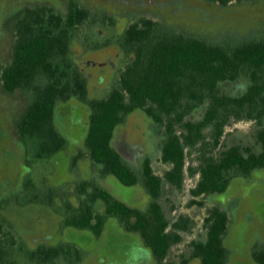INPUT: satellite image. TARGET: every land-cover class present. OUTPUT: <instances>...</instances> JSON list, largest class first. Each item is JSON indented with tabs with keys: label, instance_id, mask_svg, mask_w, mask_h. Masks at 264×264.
Returning <instances> with one entry per match:
<instances>
[{
	"label": "trees",
	"instance_id": "obj_1",
	"mask_svg": "<svg viewBox=\"0 0 264 264\" xmlns=\"http://www.w3.org/2000/svg\"><path fill=\"white\" fill-rule=\"evenodd\" d=\"M205 1L226 8L248 0ZM92 17V10L77 1L70 2L65 12L49 4L28 6L14 25L12 57L1 68L2 87L8 93L31 92L17 126L21 137L35 139L39 158L50 157L66 144L55 122L57 104L72 98L88 102L85 145L90 158L103 175H114L126 186L143 184L150 202L139 208L107 189L86 188L85 200L67 219L68 225L101 235L107 219L118 218L127 230L141 236L157 264H177L167 258L171 247L183 240V232L191 230L192 218L170 220L162 195L167 185L182 188L188 155L199 156L197 168L187 167L191 174L198 170L200 175L191 189V205L203 206L197 197L224 192L235 175L264 167V39L236 45L214 43L161 21L158 30L149 21V27L125 34L133 58L117 84L106 96L89 98L87 78L70 62L69 54L73 30ZM243 76L248 80L244 92L224 93L223 83ZM199 108H203L199 118H188ZM140 110L163 130L161 160L170 168L162 176L155 173L150 159L137 172L112 144L116 128ZM243 118L257 122L256 147L235 144L214 154L211 149L220 147L227 124ZM229 222L225 208H209L205 238L191 241V256L201 264H228ZM4 226L0 222V264H17L16 234ZM28 255L36 264H65L62 260L76 262L80 252L68 244L40 247ZM255 257L264 264V251H257Z\"/></svg>",
	"mask_w": 264,
	"mask_h": 264
},
{
	"label": "rangeland",
	"instance_id": "obj_2",
	"mask_svg": "<svg viewBox=\"0 0 264 264\" xmlns=\"http://www.w3.org/2000/svg\"><path fill=\"white\" fill-rule=\"evenodd\" d=\"M72 1L93 11L88 23L73 30L69 54L70 62L87 78L89 98L104 97L109 91L101 95L85 73L100 79L99 73L110 70L103 62L119 51L125 54L127 62L131 54L124 41V20L103 10L110 5L120 7L115 0H0V220L4 218V230L10 228L16 234L17 264H36L28 252L46 244H69L78 248L77 263L62 260L65 264H157L142 239L128 232L118 218L107 219L99 237L68 225L67 219L72 218L85 200L82 196L86 188L107 189L139 208H145L150 202L143 184L126 186L114 175H103L90 158L83 144L89 120L88 102L72 98L57 104L55 122L68 141L57 153L39 158L35 139L21 137L17 126L19 116L31 101V92L8 93L2 87L1 68L12 57L14 25L26 8L49 4L65 12ZM185 1L190 8L188 12L182 11L183 5H176L174 0H160L167 9L174 10L173 16L160 17V21L165 25L174 23L176 30L214 43L236 45L264 39V0H248L226 8L205 0ZM247 86L248 80L243 76L223 83L221 88L226 94L239 95ZM202 112L203 108H199L188 118L197 119ZM257 128L255 120H231L225 127L220 147L212 148V152L217 154L222 148L235 144L256 147ZM162 131L145 112L135 111L116 128L112 144L137 172L150 159L155 173L162 176L170 168L161 160ZM198 157V154L188 155L181 189L164 187L162 203L169 219L187 216L193 223L189 232H183V240L171 247L168 261L201 264L199 258L191 256L190 243L205 238L208 209L218 205L227 210L230 218L225 237L228 264H258L255 254L264 251V167L250 174L235 175L224 192L197 197L203 201V206L191 205V189L200 175L198 170L191 174L187 167L197 168ZM103 206L99 203L100 208Z\"/></svg>",
	"mask_w": 264,
	"mask_h": 264
},
{
	"label": "flooded vegetation",
	"instance_id": "obj_3",
	"mask_svg": "<svg viewBox=\"0 0 264 264\" xmlns=\"http://www.w3.org/2000/svg\"><path fill=\"white\" fill-rule=\"evenodd\" d=\"M115 1L120 3L119 4L120 7L116 8V7L111 6L109 4L110 7L103 9V10L109 11L110 14L112 13L111 15L113 17H115L116 19H123L124 20V24H123V27H124L123 35H124V37H125V34L129 31L139 30L142 28L144 29L146 27H149L148 24H146V23H149V21L154 23L152 25L154 28L160 30V17H162L164 19L165 16L171 17L174 14V10H171L172 8H170V10L167 9V7L164 6L160 2V0H115ZM186 2L187 1H185V0H183V1L174 0V3L176 5H181V4L183 5L181 7V10L184 12L187 10H190V8H189V6H187ZM97 9H102V8L97 7ZM164 12H166V13H164ZM92 13H93V11H92ZM166 24H167V26H169L171 28H174V29L177 28V25L174 23L166 22ZM130 58H133L132 54H130L128 61ZM128 61L125 62V54H123L122 52L119 51L118 55H116L115 57L111 56L110 60H106L105 62H103L106 65V67L109 68L110 70H107L109 72L106 71V73H99V74H101L99 76L100 79H98L97 77H94L91 74L85 73V75L88 76L92 81H94V86H96L97 89L101 91V93H102L101 95H103L104 92H106L107 90L110 92L113 89V87L117 84L120 72L126 67V65L128 64ZM95 63H98V62L96 61ZM78 65L80 68H82L80 63ZM86 106L88 107V114H89L90 107H89V105H86ZM88 118H89V116H88ZM57 128L59 129L58 126H57ZM85 137H86V134H85ZM65 139L67 142L68 138L66 136H65ZM85 141H86V139L84 138L83 144H85ZM121 200H123V199H121ZM3 219L4 218H2V220H0V222H3ZM105 227H106V225H105ZM103 231H104V229H103ZM127 231L130 233H133L129 230H127ZM91 233H93V232H91ZM134 234H136L137 236H139L141 238V236L138 233H134ZM93 235L95 237H97V236L99 237L102 234L96 235L95 233H93ZM44 246H50V245L46 244V245H43L40 247H44ZM40 247L36 246V247H33V249L36 250Z\"/></svg>",
	"mask_w": 264,
	"mask_h": 264
},
{
	"label": "built area",
	"instance_id": "obj_4",
	"mask_svg": "<svg viewBox=\"0 0 264 264\" xmlns=\"http://www.w3.org/2000/svg\"><path fill=\"white\" fill-rule=\"evenodd\" d=\"M195 185H196V184H195ZM193 187H194V186H193ZM193 187H192V188H193Z\"/></svg>",
	"mask_w": 264,
	"mask_h": 264
}]
</instances>
